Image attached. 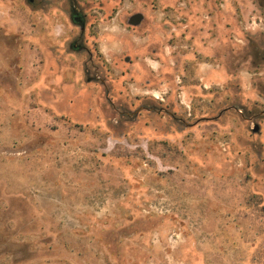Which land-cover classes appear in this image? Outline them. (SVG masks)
Returning a JSON list of instances; mask_svg holds the SVG:
<instances>
[{
	"label": "rangeland",
	"instance_id": "rangeland-1",
	"mask_svg": "<svg viewBox=\"0 0 264 264\" xmlns=\"http://www.w3.org/2000/svg\"><path fill=\"white\" fill-rule=\"evenodd\" d=\"M0 264H264V0H0Z\"/></svg>",
	"mask_w": 264,
	"mask_h": 264
},
{
	"label": "flooded vegetation",
	"instance_id": "flooded-vegetation-1",
	"mask_svg": "<svg viewBox=\"0 0 264 264\" xmlns=\"http://www.w3.org/2000/svg\"><path fill=\"white\" fill-rule=\"evenodd\" d=\"M71 18L73 22H75V25L80 26L83 24V18L80 17L79 13H77V10H73L71 14ZM75 20V21H74ZM81 41V38L79 37L78 39H75V42L72 46L78 47V43Z\"/></svg>",
	"mask_w": 264,
	"mask_h": 264
},
{
	"label": "water",
	"instance_id": "water-1",
	"mask_svg": "<svg viewBox=\"0 0 264 264\" xmlns=\"http://www.w3.org/2000/svg\"><path fill=\"white\" fill-rule=\"evenodd\" d=\"M142 15L141 14H139V13H137V14H135V15H132L129 19H128V24L129 25H132V26H137V25H139L140 24V22L142 21ZM84 29H83V27L81 28V31H83ZM254 131H256L257 130V127L255 126L254 127V129H253Z\"/></svg>",
	"mask_w": 264,
	"mask_h": 264
},
{
	"label": "trees",
	"instance_id": "trees-1",
	"mask_svg": "<svg viewBox=\"0 0 264 264\" xmlns=\"http://www.w3.org/2000/svg\"><path fill=\"white\" fill-rule=\"evenodd\" d=\"M148 164H149L150 167H152V168L154 167V163L153 162H149Z\"/></svg>",
	"mask_w": 264,
	"mask_h": 264
}]
</instances>
